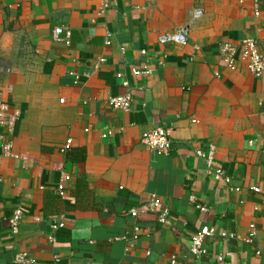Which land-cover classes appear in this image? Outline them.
<instances>
[{
	"label": "crops",
	"instance_id": "0c3cea01",
	"mask_svg": "<svg viewBox=\"0 0 264 264\" xmlns=\"http://www.w3.org/2000/svg\"><path fill=\"white\" fill-rule=\"evenodd\" d=\"M183 28L184 45L157 43ZM245 38L264 53V0H0V99L19 116L15 157H0V264L21 252L36 264H264V195L251 191L264 187V75L231 72L219 55ZM127 92L129 111L107 105ZM155 129L168 130L169 154L141 144ZM210 146L208 167L196 151ZM218 169L229 184L208 173ZM152 198L168 223L140 215L132 239L124 213ZM204 227L214 235L198 262L190 239Z\"/></svg>",
	"mask_w": 264,
	"mask_h": 264
},
{
	"label": "built area",
	"instance_id": "2783aa9c",
	"mask_svg": "<svg viewBox=\"0 0 264 264\" xmlns=\"http://www.w3.org/2000/svg\"><path fill=\"white\" fill-rule=\"evenodd\" d=\"M108 7L107 3L103 4L102 10L99 14H103L104 10ZM64 35V39L68 42L70 39L69 33L64 30L63 27H57L52 31V37L55 41H62L61 36ZM107 38H110V34H107ZM187 41V30L185 28L179 30L178 32L171 34H161L157 37V43L161 46L167 44H182L184 45ZM109 41L106 40V45ZM219 55L225 68L231 72H236L240 66L253 77L259 78L264 75V53L258 52V42L253 38H245L238 43H224L219 48ZM105 62L104 58H99L98 63L103 64ZM137 74V73H135ZM218 77V73L214 74ZM116 78H122L121 74H116ZM124 85H126L124 83ZM132 96L129 92L110 98L107 101V105L113 111L127 112L131 108ZM18 114L11 113L9 107L2 102L0 99V157H15L14 155V142L10 136L13 127L18 119ZM106 134H103L104 138ZM141 144L149 151L158 155H167L171 150V141L169 138V132L166 129H155L153 131L143 134L141 138ZM71 140H67L66 143L61 147V152L65 153L70 147ZM214 148L210 146L209 150L204 153L202 151H196V156L205 160L207 166L212 164L214 158ZM211 177L217 182H224L229 184L230 178L227 176L223 169H218L214 173L208 170ZM58 193L61 197H64V191L61 186L57 188ZM234 191L239 192L238 188ZM254 194L264 195V187L254 186L251 188ZM191 201L194 202L195 199L191 197ZM200 211H205L206 209L202 206H198ZM255 211L264 213V205L261 207H255ZM145 213L154 214L157 222L161 226H165L169 219V209L160 200L152 198L145 202L140 208L130 209L124 213V216H128L133 220L132 231L130 232V237L132 239H137L140 234V227L136 223V220L140 215ZM24 218L23 211L20 208L14 210L9 224L10 231L12 234L16 235L18 233V228L20 223ZM35 221H39V218L35 217ZM63 222H56L51 225L53 232L60 228H63ZM214 235V230L212 228L204 227L199 232L193 234L190 239V254L195 259V261H200L204 256L207 255V249L205 247V241L212 238ZM220 236L224 240H232L235 238L233 233H220ZM127 239V236L124 237ZM255 239V230L251 229L250 232L245 237V242L248 244H253ZM49 242H54V237L51 235L49 237ZM148 253V252H147ZM149 255V253H148ZM255 256L263 260L264 262V250H256ZM223 261V256L219 255L216 258V262L220 263ZM15 264H36L35 261L28 257L25 252L17 254L14 258ZM176 259L174 256L170 258V264H175Z\"/></svg>",
	"mask_w": 264,
	"mask_h": 264
}]
</instances>
